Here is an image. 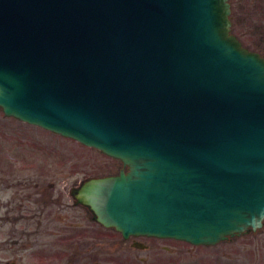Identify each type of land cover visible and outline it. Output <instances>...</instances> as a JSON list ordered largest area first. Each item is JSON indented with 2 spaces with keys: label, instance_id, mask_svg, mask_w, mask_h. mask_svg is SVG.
Listing matches in <instances>:
<instances>
[{
  "label": "water",
  "instance_id": "95a60500",
  "mask_svg": "<svg viewBox=\"0 0 264 264\" xmlns=\"http://www.w3.org/2000/svg\"><path fill=\"white\" fill-rule=\"evenodd\" d=\"M232 0H0V109L121 161L75 191L129 236L264 227V54Z\"/></svg>",
  "mask_w": 264,
  "mask_h": 264
},
{
  "label": "flooded vegetation",
  "instance_id": "af4514ba",
  "mask_svg": "<svg viewBox=\"0 0 264 264\" xmlns=\"http://www.w3.org/2000/svg\"><path fill=\"white\" fill-rule=\"evenodd\" d=\"M2 159L0 151V264H152L161 251L180 253L163 244L177 240L101 225L75 197L84 180L68 188L67 175L18 172Z\"/></svg>",
  "mask_w": 264,
  "mask_h": 264
},
{
  "label": "rangeland",
  "instance_id": "374dc122",
  "mask_svg": "<svg viewBox=\"0 0 264 264\" xmlns=\"http://www.w3.org/2000/svg\"><path fill=\"white\" fill-rule=\"evenodd\" d=\"M233 32L248 49L264 54V0H232ZM2 161L17 164L18 172L67 175L72 185L90 177L119 173L118 161L73 139L12 117L0 109ZM1 161V162H2ZM180 253L161 251L152 264H264V227L214 246L182 241L163 243Z\"/></svg>",
  "mask_w": 264,
  "mask_h": 264
}]
</instances>
